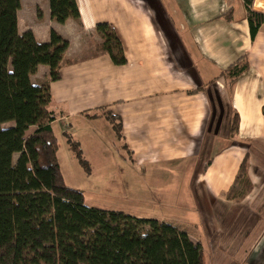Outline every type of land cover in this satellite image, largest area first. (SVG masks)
Segmentation results:
<instances>
[{"label": "crops", "instance_id": "crops-1", "mask_svg": "<svg viewBox=\"0 0 264 264\" xmlns=\"http://www.w3.org/2000/svg\"><path fill=\"white\" fill-rule=\"evenodd\" d=\"M22 2L19 34L30 30L45 42L54 30L68 41L60 79L49 83L55 135L68 130L73 118L82 125L100 122L106 132L111 126L104 117L86 114L109 111L121 120V138H116L139 167L134 170L153 180L163 171L183 173L182 179H191L188 195L202 208L199 220L210 216L207 225L216 228V223L232 222L236 213L221 195L235 185L244 159L253 175L258 169L253 164L264 163V21L252 38L244 0H75L81 27L71 19H51L49 2L41 18L36 10L25 17ZM252 4V10L264 13V0ZM99 22L113 26L125 64L115 65L107 54L95 52L93 28ZM85 32L93 35L89 42ZM243 54L249 68L233 80L224 101L210 82L219 83L221 72ZM37 72L47 76L48 67L39 65ZM233 112L239 116L234 135ZM182 200L172 202L180 216L192 210ZM160 220L183 229L175 219Z\"/></svg>", "mask_w": 264, "mask_h": 264}, {"label": "trees", "instance_id": "trees-1", "mask_svg": "<svg viewBox=\"0 0 264 264\" xmlns=\"http://www.w3.org/2000/svg\"><path fill=\"white\" fill-rule=\"evenodd\" d=\"M48 1L51 19L59 23L71 19L82 26L75 0ZM252 2L244 0L253 38L264 13L252 10ZM19 8L20 0H0V264H205L201 243L185 230L164 220L87 206L82 191L65 183L51 127L56 113L49 83L60 79L68 41L54 30L45 42L37 41L30 30L19 34ZM93 33L97 53L107 54L115 65L127 62L110 23L95 24ZM39 65L47 66L48 74L33 83L31 76ZM248 68L243 54L220 76L226 74L233 81ZM86 115L104 117L121 138L122 123L116 115L102 108ZM238 120L233 112L231 134L237 131ZM6 122L12 126L3 127ZM30 126L36 128L26 135ZM65 135L88 171L79 144ZM15 153L19 156L14 163ZM247 166L244 159L235 182Z\"/></svg>", "mask_w": 264, "mask_h": 264}, {"label": "rangeland", "instance_id": "rangeland-1", "mask_svg": "<svg viewBox=\"0 0 264 264\" xmlns=\"http://www.w3.org/2000/svg\"><path fill=\"white\" fill-rule=\"evenodd\" d=\"M22 1V14L25 17L34 10L37 16L39 11L42 15L41 8L49 2L48 0ZM84 36L86 42H89L88 36L93 37L87 32ZM42 74V72H36L32 75L31 81L33 83L43 81L46 75L43 77ZM219 78L222 80L220 79L219 83L211 81V86L221 91L224 101H227L233 81L226 74ZM198 89L201 90L203 87ZM83 123L76 118L70 119L67 122L70 124L69 129L63 133L58 132L55 136L59 144L57 156L64 181L67 185L82 191L85 205L119 210L136 217L155 218L159 221H161L160 217H167L168 220L175 219L177 225L188 229L194 239L201 243L205 264H264L262 249L264 246V163L263 166L253 164L258 168L257 175H253V166L247 161V165L251 166L250 169L247 166L246 173L244 171L240 173V179L235 182L228 195H221L223 199L227 197L230 200V209L232 213H236V216L232 222L223 223L224 227L216 223V228L213 227L212 222L207 225L206 220L210 216H207L206 220H199L202 209L199 201L196 197L188 195L191 179H182L183 173L177 171L160 172L159 178L154 180L147 174L139 173L134 170L139 167L129 160L121 143L117 141L111 124V128L106 133L102 131L100 122L82 125ZM2 126L10 127L12 123L6 122ZM35 128L30 126L26 135ZM65 133L79 144L82 156L89 164L88 171L81 166L69 147ZM18 156L19 153L13 155L14 163ZM140 171H142L141 168ZM185 194V199L182 200ZM179 198L183 204L192 207V210L183 213L182 216L172 204ZM187 199L190 202H186ZM183 218L186 220H181Z\"/></svg>", "mask_w": 264, "mask_h": 264}, {"label": "built area", "instance_id": "built-area-1", "mask_svg": "<svg viewBox=\"0 0 264 264\" xmlns=\"http://www.w3.org/2000/svg\"><path fill=\"white\" fill-rule=\"evenodd\" d=\"M251 8H253V4H251Z\"/></svg>", "mask_w": 264, "mask_h": 264}]
</instances>
